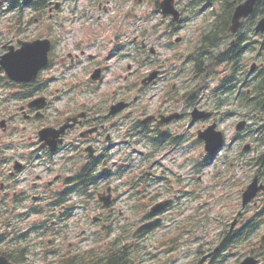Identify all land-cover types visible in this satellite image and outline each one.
Masks as SVG:
<instances>
[{
  "label": "flooded vegetation",
  "instance_id": "1",
  "mask_svg": "<svg viewBox=\"0 0 264 264\" xmlns=\"http://www.w3.org/2000/svg\"><path fill=\"white\" fill-rule=\"evenodd\" d=\"M2 6L1 2L0 57L10 47L18 48L20 40H34L25 36L16 38L15 35H22L18 28L16 34H7L1 23ZM42 8L33 10L35 16L30 25L45 22L52 32L54 25H61L64 8L55 0H47ZM91 13L92 9L87 8L85 14ZM89 31L79 33L75 39L48 38L51 42L48 61L34 81H9L0 71V232L3 231L0 255L5 253L13 264H117L112 262L114 256H102L100 247H85V235L89 237L90 229H82L80 233L70 231V206H102L106 200L111 209L103 211L112 213L118 204L141 196L147 200L150 211L151 206L169 200L167 209L145 215L146 221L163 219L172 210L176 214L184 167L188 166L190 173L196 172L197 135L209 120H192L188 112L179 111V118L160 124V116L175 111L167 106L170 99L163 97L158 105L148 106L144 96L156 91L163 73L150 83L141 85L140 81L135 86L134 78L138 81L148 71L143 76L141 69L133 68L127 40L114 45L111 54L103 58L97 32ZM257 56H261L260 50ZM117 63L124 65L114 70ZM255 65L260 75L264 63ZM95 70H99L98 81L92 80ZM136 87L139 94H134ZM119 102L125 107L114 111ZM45 129L49 130L42 139L40 133ZM135 138L138 143L142 140L147 150L142 168L133 166ZM183 151L190 157L182 161ZM259 182L264 183V176ZM117 215L118 220L124 218L121 209ZM101 218L92 219L95 222L92 225L100 229L105 225L108 229L109 225ZM44 219L48 223H43ZM37 220L41 221L38 230ZM28 221L34 222L25 227ZM22 224L24 230H20ZM49 229L54 236L49 243L54 246L47 263L18 262L22 255L18 257L7 248L21 243L20 239L4 247V233L10 236L17 233L16 238H20L29 232L41 235ZM36 242L33 239L20 251H28L29 258H37Z\"/></svg>",
  "mask_w": 264,
  "mask_h": 264
},
{
  "label": "rangeland",
  "instance_id": "2",
  "mask_svg": "<svg viewBox=\"0 0 264 264\" xmlns=\"http://www.w3.org/2000/svg\"><path fill=\"white\" fill-rule=\"evenodd\" d=\"M156 1L160 0H80L78 2L64 0L62 1L64 9L61 11V20L59 21L61 25H54L52 32H49L47 24L43 22L39 26L34 24L24 26L22 35H15V37L20 39L23 36L28 39L52 37L63 41L64 39H75L79 36V33L85 34L93 29L97 32L103 58L111 54L114 45H121L127 40L134 69L143 65L144 58L148 56V49L152 47L155 49L156 54L145 66L141 67L140 74H146L147 71L153 70L150 63L154 64L156 60L157 62L164 60L166 74L157 84L156 91H150L147 96H144L148 106L158 105L161 97L164 96L168 100L172 99L167 103V106L181 112H189L192 107L188 106L182 95L193 87L200 88L196 97L197 106L214 113L213 117L218 123V128L225 134V146L211 162L209 161L208 165L200 167L196 164L200 168L198 173L195 170L191 173L187 171L188 166L182 170L183 180L180 184L181 197L179 199L181 216L169 221L173 216L170 215L173 210L170 211L163 218L161 226L135 242L138 249H142V246L147 245L149 255L143 257L142 264H198V261L212 252L213 248L220 247L222 233L224 230L229 229V225L240 209L241 192L256 174V168L247 167L245 162L255 155V149L258 153H261L264 148L251 146L250 150L244 156L242 155V149L245 145H253L250 131L253 130L252 126L256 120L248 116L249 110L240 100L236 101L238 92H235V95L230 94L231 92L228 94L223 93L221 84L222 79L226 76V67H218L215 71H210L206 79L194 83L189 79L187 71L180 77L175 75V68L184 64L185 58L192 53L193 48L200 40L204 28L210 23L207 11L198 12L200 7L191 8L188 5L191 0H176V6L181 12L182 20L172 27L170 26L171 20L162 15L160 10L155 7ZM99 7H101V10H99ZM87 8L92 9L91 15L85 14ZM1 10L4 12L1 14V23L4 24L7 34H16L17 29L13 26V22L17 19V13L6 11L5 5ZM83 10L84 13L81 14ZM216 10L219 14L218 5ZM32 17L33 15L26 10L23 20L28 21ZM248 24L249 22L244 26V30L242 29V33L249 38L248 42L251 43L250 50L245 52L242 60L247 69L244 71L243 82L247 78L246 76L249 75L248 68L253 63L260 65L264 60V51L261 57L257 56L261 38L247 32L245 28ZM80 28L82 29L81 32ZM136 37L140 41H146L147 47L143 48L144 50H138V42L132 43V38ZM177 37L181 38L178 43L174 42ZM117 65L114 70H119L124 64L117 63ZM108 79L110 77L107 75L106 81ZM70 80L75 82L72 79ZM137 83V78H134V85L136 86ZM171 86L176 88V92L171 90ZM134 94H139L137 87ZM241 120L248 122L247 127L242 132H237L235 126ZM203 123L205 124V122ZM137 140L138 138H135V141ZM142 142L141 140V143H138L135 150L146 153V147ZM194 154H196V163L203 164L205 155L201 143L198 142ZM186 157H190V154L183 151L181 160L183 161ZM133 160V165L141 164V156L138 154L134 155ZM190 179H192V182L189 181ZM155 186L157 185L155 184ZM257 204H259L257 207L250 204L245 208L242 220L252 217L262 209L263 203L259 198ZM79 206L81 209L77 210V213L71 218L72 220L70 219L71 231L80 233L82 229L89 226L91 232L89 237L85 235L87 237L86 242H90L95 238L101 241L106 234L99 232L98 227L90 224V217L96 216L99 212L98 207L95 204H82ZM88 206L93 207H89V211H86L85 208ZM116 207H118L116 208L117 211L120 208L122 211L129 210L130 212L125 213L127 219L121 218L119 221H115L116 216L109 213V216L111 215L110 217L113 219L114 229L116 231L120 230L122 226L121 231L132 232L142 220L149 206L147 200L145 202L140 196L129 199L122 205L118 204ZM36 218L32 217L31 219ZM78 220H81V222ZM22 228L23 224L20 226V230L25 229ZM115 235L116 232L111 238ZM262 235H264V225L253 234L250 243L248 241L247 243H241L239 246L230 247L223 259L215 264H235L238 261L237 259L240 261L252 247L256 250L260 249L258 243H260ZM83 236L84 234L81 235L80 240L83 239ZM170 236H173L172 238L175 241L169 244L168 246L171 247L168 248L161 243L166 242ZM33 239L37 240L38 252H45L43 244L47 237L37 238L34 236L30 238V243ZM254 241L257 243L254 244ZM30 243H23V245L28 246ZM85 246H91L92 248L95 245L86 243ZM12 248L13 246L7 248V250L9 251ZM0 250L3 249L0 248ZM43 260V262H47L46 259ZM37 263H42V261L37 260ZM262 264H264V255Z\"/></svg>",
  "mask_w": 264,
  "mask_h": 264
},
{
  "label": "trees",
  "instance_id": "3",
  "mask_svg": "<svg viewBox=\"0 0 264 264\" xmlns=\"http://www.w3.org/2000/svg\"><path fill=\"white\" fill-rule=\"evenodd\" d=\"M45 1L46 0H19L18 2V0H14L11 7L22 8L24 6H30L41 9L44 6ZM232 1L233 0H191L188 3L191 8L200 7L198 12H201V10H203L204 8H213L210 11V22H212V24L210 27L203 30L204 33L201 36L202 40L199 43L200 45L194 53H191L188 57L185 56L186 59L192 62V65L194 63L193 72L195 75L192 76V69L190 68L189 76L192 77V79L190 80H193L194 77L197 76L201 77L204 72H208L209 74L210 70L212 71L214 68L219 67V65L221 64H227L226 69H230V73L226 78L222 79L221 88L224 91H230L235 87L234 84L237 80L236 75H238L236 71L237 69H239L241 54L243 50L242 47L243 44L246 42V38L244 35H236L235 42L229 46V49L224 51L218 50V47L228 36L227 27L233 11ZM216 5L219 6V14H217V10H215ZM263 15L264 0H258L254 9V13L252 17L249 18V25L252 26L257 20V18ZM262 49L264 50V38ZM210 55H212V59L210 58ZM208 59H211L212 62H210ZM204 68H206L207 70H204ZM190 94L188 95L190 96ZM253 94L256 95L252 106L253 108L250 105L248 110L249 112L253 113L256 119L258 114L264 115V75L262 76L260 83L256 84V86L253 88ZM256 121H260V124L257 125L258 127L255 131L256 137H254V140L258 143V145L264 146V118H257ZM252 165L259 167V173H264V153L257 155L255 158H253ZM257 217L261 218V222H252L249 224H245L244 226H246V231L236 237L237 242L238 238H240L241 236L247 239L251 234L256 231L257 228H259L261 225H264V208L259 211ZM229 239L230 238H228V240ZM225 242L227 244V239L225 240ZM261 242L264 245V236L261 237ZM231 244L232 243L230 242L229 246H231ZM116 245L119 246V243H117ZM123 247H126V245H124ZM115 253L116 256H114V260L112 262L117 264H132L130 259L127 258L126 248H123L121 252L117 251Z\"/></svg>",
  "mask_w": 264,
  "mask_h": 264
},
{
  "label": "water",
  "instance_id": "4",
  "mask_svg": "<svg viewBox=\"0 0 264 264\" xmlns=\"http://www.w3.org/2000/svg\"><path fill=\"white\" fill-rule=\"evenodd\" d=\"M257 0H245L243 3L237 5L235 7L233 16L231 18L229 31L231 33H235L240 26L241 19L246 18L253 12L254 5ZM161 12L164 15L172 16L174 21H178L180 17V13L175 8L174 0H162L159 4ZM256 33H264V17H262L256 24L254 28ZM180 38L176 39V42H179ZM21 47L15 51H9L5 54L0 61V70L3 69L8 78L13 81H29L37 75L38 71L46 64L47 62V53L49 50V42L47 40H36L30 43L20 42ZM157 71L152 72L145 81H151L157 76ZM98 72L95 73L97 75L93 79L98 78ZM144 81V82H145ZM123 107L122 103H119L118 108ZM192 116L194 118L202 117L205 118L208 116V113L199 112L198 110H194L192 112ZM176 117V115H171L165 118L163 121H168L172 118ZM244 121L240 122L236 130H240ZM44 132V131H43ZM42 132V133H43ZM41 133V134H42ZM43 138L46 133L43 134ZM198 136L201 140L205 142V151L208 153L217 152L222 145L223 142V134L220 131L216 130V124L213 123L207 129L198 133ZM259 190H264L263 185H259L257 179L255 178L246 188V190L242 194V206L244 207L248 202H250L257 194ZM162 205H158L154 207L153 210H158ZM157 222H151L142 225L136 231V234L141 232L142 230L155 225ZM0 264H8L5 262L3 258H0ZM241 264H258V261L252 257H247L245 260L241 262Z\"/></svg>",
  "mask_w": 264,
  "mask_h": 264
},
{
  "label": "bare ground",
  "instance_id": "5",
  "mask_svg": "<svg viewBox=\"0 0 264 264\" xmlns=\"http://www.w3.org/2000/svg\"><path fill=\"white\" fill-rule=\"evenodd\" d=\"M209 164V162L208 161H203V164H202V166H206V165H208Z\"/></svg>",
  "mask_w": 264,
  "mask_h": 264
}]
</instances>
